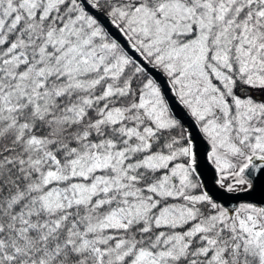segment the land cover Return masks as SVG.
<instances>
[{"label":"snow or ice","instance_id":"snow-or-ice-1","mask_svg":"<svg viewBox=\"0 0 264 264\" xmlns=\"http://www.w3.org/2000/svg\"><path fill=\"white\" fill-rule=\"evenodd\" d=\"M0 264H264V0H0Z\"/></svg>","mask_w":264,"mask_h":264}]
</instances>
